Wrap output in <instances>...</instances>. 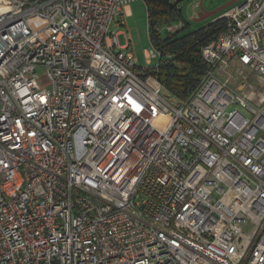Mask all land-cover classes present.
Returning a JSON list of instances; mask_svg holds the SVG:
<instances>
[{
  "label": "built area",
  "instance_id": "built-area-1",
  "mask_svg": "<svg viewBox=\"0 0 264 264\" xmlns=\"http://www.w3.org/2000/svg\"><path fill=\"white\" fill-rule=\"evenodd\" d=\"M132 1L0 0V264H264V0L184 98L109 30Z\"/></svg>",
  "mask_w": 264,
  "mask_h": 264
},
{
  "label": "trees",
  "instance_id": "trees-1",
  "mask_svg": "<svg viewBox=\"0 0 264 264\" xmlns=\"http://www.w3.org/2000/svg\"><path fill=\"white\" fill-rule=\"evenodd\" d=\"M144 1L148 11V35L151 43L162 54L155 74L171 95L184 98L205 71L206 64L201 58V48L215 39L224 24V18L220 17L183 35L178 30L167 31L166 37L159 39L155 24L161 18L167 17L168 20L186 23L181 15L183 0Z\"/></svg>",
  "mask_w": 264,
  "mask_h": 264
},
{
  "label": "rangeland",
  "instance_id": "rangeland-1",
  "mask_svg": "<svg viewBox=\"0 0 264 264\" xmlns=\"http://www.w3.org/2000/svg\"><path fill=\"white\" fill-rule=\"evenodd\" d=\"M195 0H183L182 1V14L185 18L186 23L189 26H186L184 23H180L178 33L180 35L189 33L199 27L205 26L208 23L212 22L214 19H207L201 23H194L190 21V13L191 10L189 9V2ZM223 0H207L205 5L203 6L205 11H208L209 6H215L218 2ZM211 2V3H210ZM135 9L133 15L127 19V23L119 24L117 22H112L109 26V30L112 32H117L118 29H122L118 36V43L119 44H129V49L133 51L136 57V66L137 67H155L161 60L158 54L149 57V63H147L146 51L152 48V43L150 37L147 32V6L144 0H135L134 2ZM178 20H168L167 17L161 18L159 21L156 22L155 26L158 30L159 39H164L166 37L167 30L166 25L178 23ZM138 70V68L136 69ZM43 85L47 86L48 81L45 79V76L42 72H40Z\"/></svg>",
  "mask_w": 264,
  "mask_h": 264
},
{
  "label": "crops",
  "instance_id": "crops-1",
  "mask_svg": "<svg viewBox=\"0 0 264 264\" xmlns=\"http://www.w3.org/2000/svg\"><path fill=\"white\" fill-rule=\"evenodd\" d=\"M195 1H199L201 3V7L197 8L196 13H194L192 10V6H191L194 1L189 2V9L191 10L190 21L198 24V23H201L207 19L216 20V19L220 18L224 13H226L228 10H230L231 8L238 5L239 3H241L244 0H223V1L218 2L215 6L214 5L209 6L208 11H205L203 8V6L205 5V2L207 0H195ZM215 1H217V0H215ZM134 2L135 1H132L130 4L124 6L121 13L119 14V16H117V18L113 22H117L120 25L123 23L124 24L127 23V19L133 15V12L135 9ZM181 9H182V7H181ZM181 15L183 17L182 10H181ZM214 20H212V21H214ZM184 24L186 26H189L186 23H184ZM121 31H123V30L118 29L117 32H115L117 34V36ZM122 45H125V44H122Z\"/></svg>",
  "mask_w": 264,
  "mask_h": 264
}]
</instances>
